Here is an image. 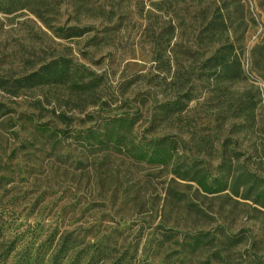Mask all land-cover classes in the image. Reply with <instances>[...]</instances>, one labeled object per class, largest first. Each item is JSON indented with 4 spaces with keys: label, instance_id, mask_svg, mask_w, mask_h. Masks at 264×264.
<instances>
[{
    "label": "rangeland",
    "instance_id": "obj_1",
    "mask_svg": "<svg viewBox=\"0 0 264 264\" xmlns=\"http://www.w3.org/2000/svg\"><path fill=\"white\" fill-rule=\"evenodd\" d=\"M217 12L228 19L224 36L236 44L246 75L221 86L197 78L217 46L202 32ZM74 28L81 35L68 36ZM60 56L102 76L98 101L64 86L17 96L0 89V102L13 109L0 118V208L13 229L31 223L75 230L89 241L109 237L156 262L166 255L177 264L264 260V207L246 196L250 183L238 180L247 172L264 181V0H41L0 11L1 76L24 75ZM188 91L193 98L180 116L164 117L159 104ZM124 113H138L140 135L178 138V158L136 162L113 150L92 153L72 137L53 147L55 139L34 127H67L58 114L79 129L95 122H86L90 115ZM195 171V178L237 181L239 192L209 193L191 177ZM197 231L208 236L192 253L186 234ZM228 234L240 243L231 246Z\"/></svg>",
    "mask_w": 264,
    "mask_h": 264
},
{
    "label": "trees",
    "instance_id": "obj_2",
    "mask_svg": "<svg viewBox=\"0 0 264 264\" xmlns=\"http://www.w3.org/2000/svg\"><path fill=\"white\" fill-rule=\"evenodd\" d=\"M41 0H0V11L12 13L21 8L32 7ZM68 36H79L77 28L72 29ZM61 31L65 32L63 28ZM229 31L228 19L223 12H217L204 27L205 37L210 43L217 44L214 50L203 58L197 78L214 81L218 86L225 82H234L246 77L240 52L236 44L227 36ZM103 82L102 76L97 75L85 65L73 58L60 56L43 62L39 67L18 77L0 75V89L10 96H17L23 90L44 86H64L72 95L86 97L98 101L97 91ZM193 96L190 92L179 93L177 98L159 104V110L164 117L177 116L187 108ZM247 102L242 112L249 109ZM13 112L7 104L0 102V118ZM67 127L59 128L52 122H34L35 130L54 140L53 147L64 138L72 137L73 143L92 153L113 150L126 154L136 162H146L157 165H168L179 156V140L173 135L162 137H147L136 132L138 113H124L113 116H100L96 119L90 115L86 122L95 121L92 125L73 128L72 118L66 114H58ZM180 167L176 166L175 171ZM190 167L184 170V176L191 173ZM196 177V171L191 176ZM3 177H0V182ZM209 193H218L226 189L239 192L237 181L229 186L223 177H210L201 174L195 178ZM246 187V196H253L255 203L264 207V182L262 179L243 173L238 177ZM4 186L0 185V189ZM9 190V189H8ZM8 190H6L8 192ZM7 192H3L4 196ZM3 198H0V202ZM9 215L0 208V264H177L166 255L161 262L138 258L134 253L121 250L116 242L109 237L89 241L75 230L62 231L59 228L44 231L38 224L20 223L13 229ZM11 231L14 236L10 237ZM190 242L185 241L188 251L195 253L203 245L206 231L189 232L186 234ZM231 246H236L241 239L237 235H226ZM184 261L178 264H184ZM248 264H264L262 258H254Z\"/></svg>",
    "mask_w": 264,
    "mask_h": 264
}]
</instances>
